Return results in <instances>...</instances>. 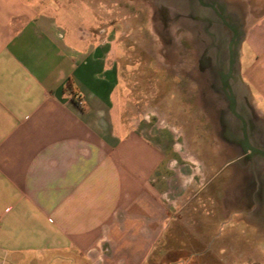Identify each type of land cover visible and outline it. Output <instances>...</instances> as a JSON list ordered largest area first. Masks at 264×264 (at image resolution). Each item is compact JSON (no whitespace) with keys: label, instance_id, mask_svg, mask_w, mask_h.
Here are the masks:
<instances>
[{"label":"crops","instance_id":"1","mask_svg":"<svg viewBox=\"0 0 264 264\" xmlns=\"http://www.w3.org/2000/svg\"><path fill=\"white\" fill-rule=\"evenodd\" d=\"M212 1L239 33L240 87L264 117V0ZM71 6L0 0V264H171L187 247L166 249L177 217L162 192L186 189L159 177L163 151L125 117L117 45ZM134 144L157 161L136 167ZM251 165L234 213L261 242L264 161Z\"/></svg>","mask_w":264,"mask_h":264},{"label":"rangeland","instance_id":"2","mask_svg":"<svg viewBox=\"0 0 264 264\" xmlns=\"http://www.w3.org/2000/svg\"><path fill=\"white\" fill-rule=\"evenodd\" d=\"M61 1L76 9L85 4L91 32L104 31L117 45L125 117L137 126L140 139L163 151L165 168L159 177L186 189L184 198L162 192L177 217L163 240L166 249L187 247L185 254L173 252L167 261L264 264V253L253 240L262 248L264 241L247 233L242 216L234 213L244 206L236 190L246 198L252 194L247 182L255 175L251 163L264 157L250 156L243 148L241 123L231 114L230 96L221 83L229 66L231 32L197 0ZM241 43L240 38L233 48L234 72L227 83L236 112L247 123L250 145L264 150V117L253 111L240 87ZM133 147L136 167L157 161L143 144Z\"/></svg>","mask_w":264,"mask_h":264},{"label":"water","instance_id":"3","mask_svg":"<svg viewBox=\"0 0 264 264\" xmlns=\"http://www.w3.org/2000/svg\"><path fill=\"white\" fill-rule=\"evenodd\" d=\"M199 6H201L202 8H206L211 10L214 15L219 19V21L222 23V25L228 29L231 32V39L229 41L228 44V54H229V66H228V71L227 73L221 78V83L222 85L228 90L229 96H230V100H231V105H230V112L231 114L237 118L240 123H241V133H242V137H243V148L249 152L250 156L253 155H260L264 157V150H261L259 148H255L252 147L249 143V139H248V135H247V123L245 121V119L240 116L237 112H236V99L232 93V89L231 87L228 85V80L232 77L233 74V70H234V53H233V48L235 46L236 41L239 38V33L237 31V29L233 26H231L226 18L221 14V12L213 5L210 3H206L204 0H197Z\"/></svg>","mask_w":264,"mask_h":264}]
</instances>
